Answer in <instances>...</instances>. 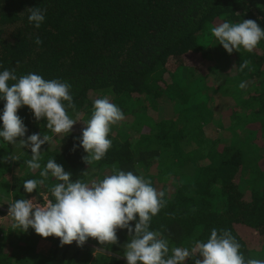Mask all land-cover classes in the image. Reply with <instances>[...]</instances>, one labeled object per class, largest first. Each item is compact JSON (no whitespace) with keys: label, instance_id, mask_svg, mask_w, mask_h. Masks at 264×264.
Instances as JSON below:
<instances>
[{"label":"trees","instance_id":"16d2710c","mask_svg":"<svg viewBox=\"0 0 264 264\" xmlns=\"http://www.w3.org/2000/svg\"><path fill=\"white\" fill-rule=\"evenodd\" d=\"M35 7L45 15L39 28L28 21ZM248 19L264 29V0H0V72L68 82L75 108L67 112L77 121L69 134L56 135L46 119L37 121L27 106L18 109L25 140L32 134L52 140L41 147V169L32 170L30 148L19 153V138L14 144L0 138V207L8 210L22 198L54 201L50 188L59 181L51 175L32 193L23 188L26 180L41 179L49 159L72 182L88 184L116 165L164 193L149 230L168 240L169 254L206 242L215 228L231 232L245 260L264 259V40L251 53L241 48L229 55L211 34L222 22ZM244 60L251 70L241 72ZM104 97L125 119L111 127L104 158L88 165L80 137L94 100ZM4 105L0 100V115ZM116 235V244L102 245L115 255H94L83 245L66 258L74 242L64 248L58 238L6 221L0 264H127L121 247L131 237L127 229Z\"/></svg>","mask_w":264,"mask_h":264},{"label":"clouds","instance_id":"9594fccd","mask_svg":"<svg viewBox=\"0 0 264 264\" xmlns=\"http://www.w3.org/2000/svg\"><path fill=\"white\" fill-rule=\"evenodd\" d=\"M29 12V23L39 28L45 19L44 11L35 7ZM211 34L229 55L241 48L251 53L264 40V29L251 19L239 23L222 22L211 29ZM35 43L39 45L42 41L37 37ZM250 63L244 60L239 70H251ZM9 81L15 83L9 86ZM246 87V82L239 84L240 89ZM70 90L68 82L45 80L39 74L29 73L17 78L14 70L0 72V100L5 101L0 115L3 125L0 138L9 144L16 143L19 138L24 148H30L32 158L26 161L29 169H41V147L52 137L32 134L25 140L27 128L17 115L18 109L27 106L37 121L46 119L50 132L69 134L77 123L67 112L75 108ZM124 119L122 110L107 97L94 100L91 117L84 124L80 137L86 164L104 158L112 143L108 139L111 127ZM112 173L91 184L79 179L72 182L71 173L65 172L54 158L49 159L39 173L41 179L26 180L23 188L32 193L51 175L59 181L50 188L54 201L47 196L43 203L35 199L14 200L8 204V214L3 218L11 220L13 229L27 232L31 228L42 238H58L61 247L74 241L82 247L89 238L101 245H113L117 243V229H127L131 237L123 251L127 264H185L192 256L196 257L194 264H264V259L245 260L240 243L226 229L214 228L206 242L196 241L191 249L172 247L169 254L168 240L161 232L149 230L152 217L164 206V193L158 192L143 176L120 170L116 165L112 166ZM133 221L134 228L130 226Z\"/></svg>","mask_w":264,"mask_h":264},{"label":"rangeland","instance_id":"374dc122","mask_svg":"<svg viewBox=\"0 0 264 264\" xmlns=\"http://www.w3.org/2000/svg\"><path fill=\"white\" fill-rule=\"evenodd\" d=\"M196 74H197V75H200L198 72H196ZM214 101H215V100H214ZM214 101H213V103H214V105H215L217 102H216V101L214 102ZM218 120H219V119H218ZM218 120L212 124V127H214L215 125L218 124ZM213 130H215V129H213ZM212 133H213V132H212ZM214 135H215V133H214ZM17 148H19V151H20L19 153H21V151H25V150H27L26 148H24V147H23L22 145H20V144H17ZM226 148H228V147L225 146V145H221L220 150H221L223 153H225V149H226ZM231 150H234V149H231ZM30 199H35L36 202H38V203H43V201L40 202V201H38L36 198H30ZM0 213L2 214V215H0V226H1V225L3 226V225L6 223V221H7V223H9L10 225H12V222H11L10 219L3 218V217H6V216H7V214H8V210H7V209H4V208H2V207H0ZM84 246H87L88 248H91V249L93 250L94 255H96V254H98V253H105V254H109V255H115L112 251H109L108 249H106V248L103 247L102 245H97V244H94V243L85 242ZM65 247H66V245H64V248H65ZM77 248H78V246H77L76 242L74 241V243L72 244V246H71L69 252H68L67 255H66V258L71 257V255L77 250ZM121 248L124 250V245H122ZM121 248H120V249H121ZM42 249H43V248H42ZM63 251H64V249H62V251L60 252L61 255H62ZM61 255H60V256H61ZM122 259L124 260L125 258H122Z\"/></svg>","mask_w":264,"mask_h":264}]
</instances>
